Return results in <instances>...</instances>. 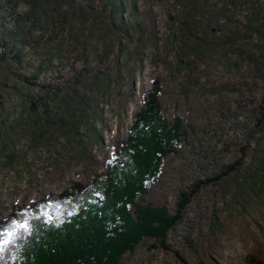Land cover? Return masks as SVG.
I'll list each match as a JSON object with an SVG mask.
<instances>
[{
	"label": "rangeland",
	"instance_id": "obj_1",
	"mask_svg": "<svg viewBox=\"0 0 264 264\" xmlns=\"http://www.w3.org/2000/svg\"><path fill=\"white\" fill-rule=\"evenodd\" d=\"M125 5L127 35L107 0H0V33L19 21L34 45L0 60V219L107 171L157 84L184 135L141 201L187 203L165 245L145 238L121 264H264V0Z\"/></svg>",
	"mask_w": 264,
	"mask_h": 264
},
{
	"label": "trees",
	"instance_id": "obj_2",
	"mask_svg": "<svg viewBox=\"0 0 264 264\" xmlns=\"http://www.w3.org/2000/svg\"><path fill=\"white\" fill-rule=\"evenodd\" d=\"M107 1L111 14L119 15L118 29L127 35L128 28L120 15L126 9L125 0ZM25 29L18 21L15 28L6 32L9 41L0 33L5 51L0 60L7 66L10 65L7 54L14 53L11 58L20 61L24 47L34 46ZM22 36H26L24 40ZM38 74L41 73L33 70L21 76L19 81L28 84V90L21 92V96L33 97L31 85L37 83ZM54 92L49 88L45 94ZM162 93L157 84L147 92L129 135L107 171L96 174L90 183L75 181L27 207L13 206L0 219V226H5L26 217L30 225L22 238L0 252V264H121V258L145 238L165 245L169 231L181 219L187 197L183 195L186 199L176 213L165 206L141 201L148 194L149 182L162 170L164 158L176 151L174 143L184 135L182 121L177 117L169 120L164 115L159 101ZM84 110L68 125L71 134L77 133L83 124L87 127L84 116L88 110L83 107ZM101 137L102 133L95 132L97 142ZM247 264L263 262L252 256Z\"/></svg>",
	"mask_w": 264,
	"mask_h": 264
},
{
	"label": "snow or ice",
	"instance_id": "obj_3",
	"mask_svg": "<svg viewBox=\"0 0 264 264\" xmlns=\"http://www.w3.org/2000/svg\"><path fill=\"white\" fill-rule=\"evenodd\" d=\"M29 221L26 217L13 220L9 225L0 226V252L7 250L8 246L16 243L23 234L29 231Z\"/></svg>",
	"mask_w": 264,
	"mask_h": 264
},
{
	"label": "water",
	"instance_id": "obj_4",
	"mask_svg": "<svg viewBox=\"0 0 264 264\" xmlns=\"http://www.w3.org/2000/svg\"><path fill=\"white\" fill-rule=\"evenodd\" d=\"M0 44H1V46H3V44H2V41L0 40Z\"/></svg>",
	"mask_w": 264,
	"mask_h": 264
}]
</instances>
